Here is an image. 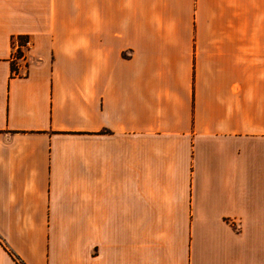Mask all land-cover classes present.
I'll return each instance as SVG.
<instances>
[{
	"label": "crops",
	"instance_id": "obj_1",
	"mask_svg": "<svg viewBox=\"0 0 264 264\" xmlns=\"http://www.w3.org/2000/svg\"><path fill=\"white\" fill-rule=\"evenodd\" d=\"M0 264H264V0H0Z\"/></svg>",
	"mask_w": 264,
	"mask_h": 264
},
{
	"label": "built area",
	"instance_id": "obj_2",
	"mask_svg": "<svg viewBox=\"0 0 264 264\" xmlns=\"http://www.w3.org/2000/svg\"><path fill=\"white\" fill-rule=\"evenodd\" d=\"M29 45H30V41L28 39H26V41L24 43H20L18 40H16L14 42V46H15V50H16L15 51V58L18 57L16 55V53L18 54V52H19L20 57H22L24 50L27 49V47ZM20 57H18V58H20Z\"/></svg>",
	"mask_w": 264,
	"mask_h": 264
},
{
	"label": "trees",
	"instance_id": "obj_3",
	"mask_svg": "<svg viewBox=\"0 0 264 264\" xmlns=\"http://www.w3.org/2000/svg\"><path fill=\"white\" fill-rule=\"evenodd\" d=\"M16 39H18L20 43H24L26 41V38L23 36H18ZM13 70H16V67L14 65H13Z\"/></svg>",
	"mask_w": 264,
	"mask_h": 264
},
{
	"label": "rangeland",
	"instance_id": "obj_4",
	"mask_svg": "<svg viewBox=\"0 0 264 264\" xmlns=\"http://www.w3.org/2000/svg\"><path fill=\"white\" fill-rule=\"evenodd\" d=\"M16 55H17L18 57H20L19 52H18V54L16 53Z\"/></svg>",
	"mask_w": 264,
	"mask_h": 264
}]
</instances>
